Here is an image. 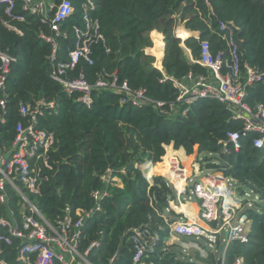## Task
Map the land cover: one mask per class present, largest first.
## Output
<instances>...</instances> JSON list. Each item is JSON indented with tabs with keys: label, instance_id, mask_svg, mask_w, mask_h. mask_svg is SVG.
<instances>
[{
	"label": "trees",
	"instance_id": "16d2710c",
	"mask_svg": "<svg viewBox=\"0 0 264 264\" xmlns=\"http://www.w3.org/2000/svg\"><path fill=\"white\" fill-rule=\"evenodd\" d=\"M92 1L95 8L85 20L87 0H71L74 13L60 24L59 35L50 22L23 11V0H16L15 13L23 15L24 22L12 21L6 6L0 5V52L16 59L6 80L7 113L6 124L0 125V152L14 142L17 125L28 123V118L20 114V104L35 108L40 101L55 103L56 113L44 110L37 124V129L54 135V148L50 152L52 169L43 168L42 175L47 179L41 181L40 194L22 188L47 221L56 224L65 216L67 207L75 221L78 214L94 211L78 239L79 252L83 255L88 252L92 264H132L134 230L143 229L158 233L160 241L140 264H217L213 254L207 259L198 255L196 262L183 260L177 252L169 250L165 216L174 191L160 176L154 177L151 185L140 166L147 162L162 163L168 146L183 149L188 156L197 147L199 154L208 155V169L233 178L260 194L264 201V147L258 149L253 144L259 135L241 137L238 150L231 144L225 149L227 134L243 132L244 122L233 119L231 110L214 99L201 100L190 107L186 116L172 118L156 106L137 109L130 104L122 105L120 95L95 89L93 104L87 108L51 79L52 46L42 35L53 37L58 43L56 65L67 62L75 50L79 42L76 30L82 34L89 32L87 58L92 64L82 57L75 70L69 72L70 79L82 74L94 86L105 75L116 74L119 83L144 89L152 100L169 105L177 97L173 79L182 80L189 73L209 74L198 63L201 42L207 41L211 53L221 52L230 62V47L223 39L227 31L220 29L221 23H231L234 28L243 82L245 64L264 73V0ZM9 24L21 34L11 30ZM178 25L198 33L199 40L187 38L181 32L180 37L187 38L182 42L175 35ZM155 31L164 37L163 71L156 69L154 58L145 53L153 45L151 34ZM246 93L250 107L264 106V82L247 86ZM109 171L111 179L106 182L102 177ZM156 171L160 168H154ZM6 193L8 203H0V217H7L11 210L21 225L24 215H30L28 208L24 209L25 201L9 183ZM96 193L105 195L98 200ZM247 215L251 220L249 241L230 244L225 264H232L236 258H242L243 264H264V209L260 213L249 209ZM172 217L178 218L175 214ZM3 233L6 230L0 229V234ZM93 243L98 246L89 250ZM20 246L19 239L4 246L0 264H23L18 260ZM35 262L36 255H30V263Z\"/></svg>",
	"mask_w": 264,
	"mask_h": 264
},
{
	"label": "built area",
	"instance_id": "2783aa9c",
	"mask_svg": "<svg viewBox=\"0 0 264 264\" xmlns=\"http://www.w3.org/2000/svg\"><path fill=\"white\" fill-rule=\"evenodd\" d=\"M0 5L6 6V13L12 21H25L23 15L15 13L16 0H0ZM94 8L93 1L87 0L85 20L88 19V12ZM22 9L31 15L42 18L43 22H50L52 30L57 35L60 34V24L67 21L74 13L71 0H60L58 4L53 0H23ZM7 26L21 34L14 26L10 24ZM87 28L90 30L91 27ZM220 29L227 31L223 39L228 42L230 47V62L226 61L221 52L211 53L207 41L201 42V56L198 63L207 69L209 74L195 76L189 73L182 80L173 79L177 97L169 105L152 100L144 89H132L126 82L119 83L116 74L105 75L94 86L82 74L70 79L69 72L74 71L80 59L87 58L90 53L88 48L89 32L82 34L77 29L79 42L83 37L87 39L82 44L77 43L67 62H59L56 65H54L58 50L56 39L44 35L42 38L52 46L50 59L53 63V71L51 79L79 104L90 108L93 104V91L95 89L108 90L121 96L120 103L122 105L130 104L137 109L153 105L161 113L178 118L186 116L190 107L197 102L214 99L231 110L233 119L244 122L243 132L227 134L224 148L226 149L231 144L238 150L241 137L256 133L259 136L254 139L253 144L256 148L262 149L264 147V106L257 105L252 108L248 105L246 87L257 82H264V73L245 64L246 75L243 82L239 48L234 39V28L231 23H221ZM195 38L199 40L198 33ZM180 39L182 42L186 40ZM87 60L92 64L90 58ZM15 62L14 57L6 52H0V125L6 124V80L11 66ZM153 66L163 71V66L156 65L155 62ZM44 110H52L56 113L55 103L40 101L35 108L20 104V114L23 118H28V123L20 122L17 125L14 142L10 148H4L0 152V203L3 205L8 203L6 184L9 183L23 197L24 209L27 207L30 212V215H24L21 225L14 219L11 210L7 217H0V229L6 230V233L0 234V255L3 253L4 246H10L13 244V239H19L21 246L18 260L23 264H31L30 255H36L35 264H92L87 258L88 252L85 255L79 252L78 239L81 228L94 211L78 214L79 219L75 221L70 215V208L67 207L65 216L56 224H52L41 215L39 209L22 192V188H24L33 194H40L41 181L47 179L42 175L43 168L52 169L50 152L54 148V135L37 129L38 118L44 115ZM201 162H203L202 159H197L193 174H189L178 158L173 157L163 161L167 167L164 179L174 191V199L170 201L167 213L171 212L170 204L177 203L182 206L192 197L198 199L201 204L200 223L183 218L170 223V220L165 217L170 234L168 240L172 239L184 251H195L202 259H207L210 254H213L217 260L223 259V264H225L226 252L230 244L234 242L246 244L249 241L251 220L247 211L254 209L260 213L264 209V201L260 194L243 187L233 178L225 177L221 172L208 169ZM39 163L43 166H40ZM155 166L151 162L140 166L151 185L154 178L152 171ZM206 172L211 174L207 176ZM111 175L112 171H109L102 179L109 182ZM201 176H205V178L202 177L201 180L193 184V178ZM104 195L96 193L95 198L99 200ZM260 204H263V207ZM96 210H99V207ZM185 238L194 239V241L186 242ZM159 241L160 235L149 229L134 230L132 264H140L145 254L153 251ZM201 241L204 244H201ZM97 246L98 243H93L89 250ZM189 261L197 262L198 260L192 258ZM232 264H243V259L236 258Z\"/></svg>",
	"mask_w": 264,
	"mask_h": 264
},
{
	"label": "crops",
	"instance_id": "0c3cea01",
	"mask_svg": "<svg viewBox=\"0 0 264 264\" xmlns=\"http://www.w3.org/2000/svg\"><path fill=\"white\" fill-rule=\"evenodd\" d=\"M156 33H159V32H156ZM154 34H153V38L156 35V34L155 35ZM196 35H197L196 32H189L187 35V38L195 37ZM159 38L161 40L158 41L157 45H154L152 51H151V48H148V49H146L145 53L147 55L155 58V64L158 61L159 65L162 66L163 59H164V53H165V46H164L165 43H164L163 35H161ZM155 41H156V39H155ZM160 41H161V43H160ZM161 44H162V47H159ZM158 54H159V57H158ZM188 54H189V60L191 61L192 59H191V55H190L189 51H188ZM156 65H158V64H156ZM199 155L200 154H198V156ZM173 157H176L181 161L182 165L185 167L186 171L189 172V174L190 173L193 174V169L191 168L192 161L190 163V159H188L189 157L183 149L175 150L172 145L166 147V156L164 157L163 161H165V158L169 159V158H173ZM155 168H160V171H156V172H158L160 177L166 178L167 173L165 174L164 171L167 170V167H166L165 163L162 162L160 164H157L155 166ZM210 172H206L207 176H208V174H211ZM154 177H158V176H156V174H155ZM203 178H205V177H203ZM201 179H202V177H198V178L194 177L193 178L194 182L201 180ZM170 208H171V212L167 213V215L165 216L169 220H176L177 221V220H180L183 218V219L194 220V221H197L200 223L201 204H200V201L198 199H196L195 197H192L191 199L187 200V202L184 203L182 206H179L177 203L170 204ZM172 213L175 214L176 216H178V218L173 219ZM171 245L178 246L176 243H174V241L172 239H169L168 243H167V247L169 248ZM190 259H192V258H190Z\"/></svg>",
	"mask_w": 264,
	"mask_h": 264
},
{
	"label": "rangeland",
	"instance_id": "374dc122",
	"mask_svg": "<svg viewBox=\"0 0 264 264\" xmlns=\"http://www.w3.org/2000/svg\"><path fill=\"white\" fill-rule=\"evenodd\" d=\"M187 31L188 30H186V28L183 25H178L177 28H176V31H175V35H176V37H178L180 39L181 38L180 37V33L181 32H185L186 33L185 36L187 37L188 33L190 32V31H188V32ZM154 33L156 34V35L154 34L155 35L154 38H153V34L151 35V40H152V44H153L152 47H150L151 51H152L154 45H157L158 41L161 40L159 37L162 35L161 33H156V31ZM155 39H156V41H155ZM182 39H186V38H182ZM164 46H165V44H164ZM182 46L184 47V45H182ZM186 54H187L188 59H189L188 51H186ZM158 57H159V54H158ZM154 60H155V58H154ZM156 64L159 65L158 61H157ZM198 154H199L198 153V148L195 147L194 153L192 155L188 156L189 157L188 159H190V163L192 161L191 168L193 170H194V164L197 161V159H202L203 160V162H201L202 165L208 166V164H209V161H207V159H206V157L208 156L207 154H200L199 156H198ZM167 160H168V158H165V161H167ZM155 174H156V176H160L158 174V172L152 173V175H154V176H155ZM201 177H205V176H201ZM193 184H194V181H193ZM193 184H190V185L192 186ZM260 206L263 207V204H260ZM184 241L191 242V241H194V239H186L185 238ZM200 243L204 244L203 241H201ZM169 249H170L171 252H177L178 255L181 258H183V260H189L190 258H197V256H198V254L195 251H192V250L191 251H189V250L184 251V249H182L180 246H176V245H171L169 247ZM217 256H219V254H217Z\"/></svg>",
	"mask_w": 264,
	"mask_h": 264
},
{
	"label": "water",
	"instance_id": "95a60500",
	"mask_svg": "<svg viewBox=\"0 0 264 264\" xmlns=\"http://www.w3.org/2000/svg\"><path fill=\"white\" fill-rule=\"evenodd\" d=\"M226 237H228V235L226 234ZM224 249V248H223ZM217 264H223V259H219Z\"/></svg>",
	"mask_w": 264,
	"mask_h": 264
},
{
	"label": "bare ground",
	"instance_id": "6f19581e",
	"mask_svg": "<svg viewBox=\"0 0 264 264\" xmlns=\"http://www.w3.org/2000/svg\"><path fill=\"white\" fill-rule=\"evenodd\" d=\"M152 173H154V169H153Z\"/></svg>",
	"mask_w": 264,
	"mask_h": 264
}]
</instances>
